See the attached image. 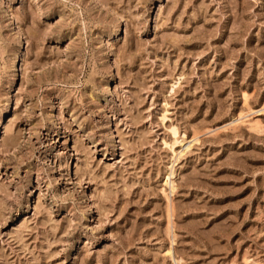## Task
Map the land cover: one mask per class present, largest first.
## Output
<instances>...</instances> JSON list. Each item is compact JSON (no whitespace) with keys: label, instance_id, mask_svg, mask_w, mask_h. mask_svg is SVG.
<instances>
[{"label":"rangeland","instance_id":"1","mask_svg":"<svg viewBox=\"0 0 264 264\" xmlns=\"http://www.w3.org/2000/svg\"><path fill=\"white\" fill-rule=\"evenodd\" d=\"M0 264H264V0H0Z\"/></svg>","mask_w":264,"mask_h":264},{"label":"bare ground","instance_id":"2","mask_svg":"<svg viewBox=\"0 0 264 264\" xmlns=\"http://www.w3.org/2000/svg\"><path fill=\"white\" fill-rule=\"evenodd\" d=\"M18 57V56H17ZM18 60V59H17ZM242 118V117H241ZM244 118V117H243ZM240 119V118H239ZM242 123H246V122H248V123H250L251 124V120L250 121H248V120H242L241 121ZM234 124V123H233ZM237 124V123H236ZM253 125V123L250 125V126H252ZM172 173V172H171ZM173 174V173H172ZM169 179H170V175L168 176V178H167V180H166V182L167 183H169L168 181H169ZM171 182V181H170ZM171 184L173 185V182H171ZM175 184V183H174Z\"/></svg>","mask_w":264,"mask_h":264}]
</instances>
